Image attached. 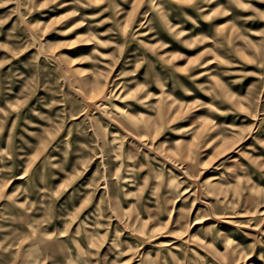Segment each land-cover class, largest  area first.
<instances>
[{"label":"rangeland","instance_id":"374dc122","mask_svg":"<svg viewBox=\"0 0 264 264\" xmlns=\"http://www.w3.org/2000/svg\"><path fill=\"white\" fill-rule=\"evenodd\" d=\"M0 264H264V0H0Z\"/></svg>","mask_w":264,"mask_h":264}]
</instances>
